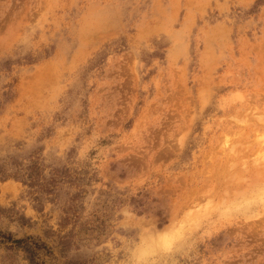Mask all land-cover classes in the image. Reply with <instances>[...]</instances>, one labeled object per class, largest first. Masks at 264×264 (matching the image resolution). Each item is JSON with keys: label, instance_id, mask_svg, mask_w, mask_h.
I'll list each match as a JSON object with an SVG mask.
<instances>
[{"label": "rangeland", "instance_id": "374dc122", "mask_svg": "<svg viewBox=\"0 0 264 264\" xmlns=\"http://www.w3.org/2000/svg\"><path fill=\"white\" fill-rule=\"evenodd\" d=\"M137 254L264 264V0H0V264Z\"/></svg>", "mask_w": 264, "mask_h": 264}, {"label": "clouds", "instance_id": "9594fccd", "mask_svg": "<svg viewBox=\"0 0 264 264\" xmlns=\"http://www.w3.org/2000/svg\"><path fill=\"white\" fill-rule=\"evenodd\" d=\"M162 251H170V248L161 249ZM133 264H145V257L137 254V258H134Z\"/></svg>", "mask_w": 264, "mask_h": 264}]
</instances>
